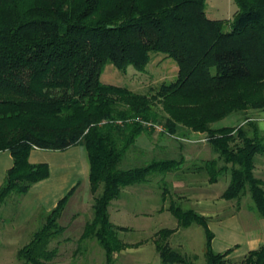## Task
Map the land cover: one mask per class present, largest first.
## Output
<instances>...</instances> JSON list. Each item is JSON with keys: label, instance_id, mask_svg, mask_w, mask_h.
Returning <instances> with one entry per match:
<instances>
[{"label": "trees", "instance_id": "trees-1", "mask_svg": "<svg viewBox=\"0 0 264 264\" xmlns=\"http://www.w3.org/2000/svg\"><path fill=\"white\" fill-rule=\"evenodd\" d=\"M233 2L231 20H211L206 0H0V151L12 157L0 204L48 176L46 164L29 163L32 149L62 151L82 144L92 219L79 240L95 238L112 264L121 245L118 232L129 229L110 222V202L121 189L179 165L157 146L159 155L153 151L149 162L120 168L127 151L137 153L136 138L155 131L143 124L151 122L160 123L161 135L206 132L216 155L203 164L208 181L227 173L222 198L248 194L251 208L264 219V181L253 173L255 157L264 154L262 133L249 116L237 127H211L232 114L264 109V0ZM153 54L171 59L177 72L149 94L100 80L107 64L122 73L129 66L143 72ZM73 191L48 212L18 258L27 264L52 258L48 245L63 230L56 221ZM168 211L180 228L202 227L205 264L229 262L227 251L212 250L206 218L171 201ZM174 231L158 234L164 238ZM155 245L163 264H192L167 244ZM243 262L264 264V245Z\"/></svg>", "mask_w": 264, "mask_h": 264}, {"label": "rangeland", "instance_id": "rangeland-1", "mask_svg": "<svg viewBox=\"0 0 264 264\" xmlns=\"http://www.w3.org/2000/svg\"><path fill=\"white\" fill-rule=\"evenodd\" d=\"M236 9L233 0H206L205 13L211 20H231ZM176 72L177 66L171 59L162 54H153L143 72H138L129 66L122 73L113 65L107 64L103 68L100 80L106 84L123 86L132 92L146 95L151 93L152 89L157 88L161 83L172 82L176 77ZM154 108L160 111V104H155ZM253 111L255 112V110H249L246 113L232 114L213 123L211 127L213 129L226 126L237 127L232 125H237L244 121L243 119L248 114H253ZM151 131V129H148V133L141 134L136 138L137 153L131 152V150L127 151L119 164L120 168H131L149 162L154 157L153 151H155L156 155H159V151L156 148L153 151L148 149L150 141H153V139L156 141L165 139V141L170 142L176 148H178L177 143H180L184 148L195 151L202 158H207L211 155L210 151L212 149L207 141L208 134L206 132H192L188 129H181L177 130L174 135L165 133L161 135L158 130ZM175 137H179V140L175 141ZM139 146L145 147L147 150L144 151ZM195 169L197 168L193 166L192 168L188 167L186 171L183 170L174 175L170 174L166 182L158 180L161 175L152 174L147 178L146 182L131 186L135 191L133 194L122 196L121 199L127 200L128 209L132 207L139 209V211H147L152 210L153 204H155L156 214L150 216L149 219H135L129 214L121 217V220L118 221L111 219L114 224L128 226L127 228L129 229L128 231L118 232L121 245L119 250L112 255V264H163L156 250V243L167 244L172 250L178 252L192 264H205V237L202 227L192 224L189 228H180L177 224L176 228L179 229V232L173 235L176 231V229H173L175 228L176 219L168 212L158 214V209L167 207L170 201L175 202L183 209L192 206L187 203L188 200L186 199L192 189H189L186 185L194 181L197 184L202 183L205 178L203 171H195ZM253 173L256 178L264 181V154L255 157ZM172 176H174L173 180L170 178ZM224 176V178L229 179L227 173ZM228 179L226 182H228ZM175 180L181 181L186 185L181 188H172L170 181L172 183ZM131 187L129 188L130 190L132 189ZM215 187L219 192L224 190L225 183L223 178L220 179L218 186ZM135 194H139L141 200ZM163 195L164 198H162ZM21 197L22 195L12 194L0 204V264H27L24 260L18 258L17 252L27 245L33 234L45 224L48 213L36 211L31 216H27L29 214L28 210L22 212L24 216H22L21 212L20 214L18 213ZM163 199L165 200L163 201ZM140 201H144L143 204ZM116 203L115 201L113 202L111 213H113ZM220 203V220L228 217L230 225L234 224L236 226L239 224L242 228L249 227V220L246 219L248 218L247 215L252 213L251 215L254 217L259 216L251 208L252 202L248 194L227 202L225 199L220 198ZM91 204V194L90 197L86 196V194L83 195L81 189L72 192L63 205L56 221L63 230L50 240L48 249L54 252L52 258L46 264H107L105 253L95 238L79 240L85 223L92 219ZM194 212L197 213L196 211ZM232 214L235 217L231 219L229 216ZM206 222H208L207 219ZM143 225L144 228H139V226ZM160 229L175 231L163 238L162 235L158 234ZM221 229L223 230L221 234L224 231L228 232L225 228ZM226 264H244L243 257L229 260Z\"/></svg>", "mask_w": 264, "mask_h": 264}, {"label": "crops", "instance_id": "crops-1", "mask_svg": "<svg viewBox=\"0 0 264 264\" xmlns=\"http://www.w3.org/2000/svg\"><path fill=\"white\" fill-rule=\"evenodd\" d=\"M248 116L252 119V121L256 123L258 127V122L264 121V109L255 110L253 114H248ZM243 123L244 121L232 126L242 125ZM262 135L264 139V133H262ZM178 138H175V141L179 140ZM177 144L178 148H176V146L173 147L170 142L165 141V139H162L160 141H156L155 139H153V141H150L148 149L153 151V149L158 146L163 149L164 153L168 157H176L179 160L177 169L169 172L165 176H160V178L158 179L159 181L163 180L164 182H166L170 174L174 175L177 172L183 170L186 171L188 167L192 168L193 166H195V168H197L195 169V171H203L204 162L216 157V155H214L213 152L210 151L211 155H209L207 158H202L195 151L189 148H184L180 143ZM139 148L144 151L147 150V148L145 147L139 146ZM28 161L30 164L34 165L41 163L46 164L48 167V176L45 179L34 183L29 188L27 193L22 195L21 199L19 200V214L20 212L22 213L27 210L29 211V214H27V216H31L36 211L48 213L53 210L56 207L57 203L72 189H74V191L81 189L83 195L86 194V196L90 197L88 182L89 164L86 150L82 144H77L62 151L42 150L34 148L29 153ZM11 167L12 157L9 151H0V186L4 180L6 172ZM203 173L205 174V178L203 179L204 182L202 183L197 184L194 181L191 183H187L186 185L181 181L175 180V183H171L170 181V185H172V188H181L186 185L189 189H192V191H189L190 195L186 197V199L188 200L187 203L192 206L187 209H192L207 219V226L213 234L211 240L212 250L216 253H224L227 251L228 254L226 256V259L232 260L243 257L249 251L255 250L261 245H264V219H262L261 217H254L253 215H251L252 213H249V215H247L248 218H246L247 220H249V227L245 228L240 227L239 224H237L236 226H234V224L230 225V223L228 222V217H226L224 220H220V198H222L221 195L226 189L229 183V179L227 178L228 182H226L227 179L224 178L225 176L223 174L217 178L216 182L210 183L208 181L207 174L204 171ZM173 177L174 176L170 178H172L173 180ZM221 178H223L224 180L225 188L222 192H219V190H216L215 186H218ZM130 187L131 186H127L121 189L119 197L110 202V205L108 207V215L109 220L112 224L114 223L111 221V219H114V221H118L121 220V217L127 216L126 214L133 216V218L135 219H149L150 216L156 214L155 204H153L152 210L147 211H139V209H134L132 207L128 209L127 200H123L121 198L122 196H126L125 194L129 195L130 193L133 194L135 192L132 187V189L130 190ZM135 195L138 199H140L139 194ZM114 201L117 203L116 207L113 209V213H111V209L113 208L112 204ZM227 201L230 200H226V202ZM143 202L144 201H142L141 203L143 204ZM168 206L159 208L158 214H163L166 212L170 214V212L168 211ZM22 216H24L23 213ZM229 217H231L232 219L235 217V215L232 214ZM114 225L126 228L128 227L117 224ZM176 227L177 221L175 223V228H173L176 229L173 235L179 232V229H177ZM139 228H144V225L139 226ZM221 228L227 229L228 232L224 231L223 234H221V232L223 231Z\"/></svg>", "mask_w": 264, "mask_h": 264}, {"label": "built area", "instance_id": "built-area-1", "mask_svg": "<svg viewBox=\"0 0 264 264\" xmlns=\"http://www.w3.org/2000/svg\"><path fill=\"white\" fill-rule=\"evenodd\" d=\"M143 124L148 127V128H153L155 131L158 130L159 132L160 131H163V128L161 125H158V124H154V123H151V122H143Z\"/></svg>", "mask_w": 264, "mask_h": 264}, {"label": "clouds", "instance_id": "clouds-1", "mask_svg": "<svg viewBox=\"0 0 264 264\" xmlns=\"http://www.w3.org/2000/svg\"><path fill=\"white\" fill-rule=\"evenodd\" d=\"M258 128L262 133H264V121L258 122Z\"/></svg>", "mask_w": 264, "mask_h": 264}]
</instances>
